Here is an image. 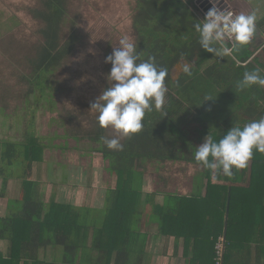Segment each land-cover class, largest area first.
I'll return each mask as SVG.
<instances>
[{
    "label": "trees",
    "instance_id": "trees-1",
    "mask_svg": "<svg viewBox=\"0 0 264 264\" xmlns=\"http://www.w3.org/2000/svg\"><path fill=\"white\" fill-rule=\"evenodd\" d=\"M135 1L132 26L141 58L155 57L158 66L167 69L163 110L146 113L142 132L122 139V151L105 146L101 137L109 138L107 129L99 126L97 118L93 121V129L87 132V138L96 144L91 151L101 154L105 170L116 176L115 188L107 190L101 210L41 199L31 173L33 164L41 162L45 145L31 135L22 142L3 143L0 160L10 167L23 158L24 170L19 176V196L8 199L7 213L0 217V240L8 242V254L0 256V264H41L39 253L49 247L62 250L60 264H75L84 245L87 218L103 221L99 227L91 225L95 264H110L113 254V264H141L146 236L136 225L151 202L148 195L141 199L144 171L164 168L167 173L165 165L175 162L199 165L186 128L190 123L197 126L198 140L209 134L219 140L234 125L264 117V88L240 91L235 87L245 71L264 69V47L253 56L248 45L238 53L239 63L230 57H215L199 46L194 26L204 18L197 17L187 0ZM39 2V8L29 11L42 28L32 57L27 59L31 78L27 94L33 93L36 103L44 101L53 108L57 90L53 75L73 51L75 39L64 30L66 0ZM181 60L193 74L189 77L182 70L173 80L171 70ZM205 97L213 100L204 101ZM80 131L73 127L64 130L75 139ZM201 167L189 195L167 191L163 206L152 208L159 233L182 239L186 264H214L219 238L224 244L223 264H264V154L254 153L248 166L233 170L230 177L213 179ZM166 177L163 180L169 186ZM9 179L0 168V198L5 197Z\"/></svg>",
    "mask_w": 264,
    "mask_h": 264
},
{
    "label": "rangeland",
    "instance_id": "rangeland-1",
    "mask_svg": "<svg viewBox=\"0 0 264 264\" xmlns=\"http://www.w3.org/2000/svg\"><path fill=\"white\" fill-rule=\"evenodd\" d=\"M39 1L0 0V153L3 143L22 142L30 135L45 145L41 162L32 166V171L37 166L38 170L35 174L31 173V179L43 177L44 184L42 182L38 189L41 199H45L50 190L45 180L53 177L52 173L58 171L59 164L74 167L77 174L72 182L79 188L89 183L93 176L100 178V172L105 170L107 164L101 154L91 151L96 144L87 138V132L93 129L92 123L98 116L90 108L109 86L107 76L111 64L105 63V59L112 54L113 47L118 46L123 36L136 43L132 26L136 1L66 0L67 23L64 30L66 36L70 32L74 35L75 45L54 72L57 90L53 94L56 103L53 108L44 101L36 103L33 93L27 94V82L31 79L27 59L32 57V47L40 39L38 31L42 28V23L34 19L29 11L39 8ZM207 3L212 5L211 0ZM186 64L189 65L181 60L173 67V80ZM66 113L73 115L74 119ZM70 127L81 129L76 139L66 136L64 130ZM196 127L190 123L186 128L190 139L198 147L205 137L198 140ZM106 133L109 138L116 135L112 129H107ZM165 166L171 180L168 191L179 195L191 192L194 177L202 171L200 165L183 162L167 163ZM0 168L10 175L12 181L19 180L24 170L23 158L10 167L0 160ZM108 175L105 171L103 179L113 184L114 175L111 179ZM7 185L4 198H17L19 181L12 183L9 190Z\"/></svg>",
    "mask_w": 264,
    "mask_h": 264
},
{
    "label": "clouds",
    "instance_id": "clouds-1",
    "mask_svg": "<svg viewBox=\"0 0 264 264\" xmlns=\"http://www.w3.org/2000/svg\"><path fill=\"white\" fill-rule=\"evenodd\" d=\"M212 8L204 20L196 22L194 31L198 43L205 52L215 57L226 58L239 63L238 53L246 48L256 35L257 23L264 17V0H249V13H234L227 7H217L220 0H211ZM105 63L111 64L107 76L109 86L92 103L90 111L98 113L97 121L102 129H112V138L101 137L105 146L114 151H122V139L142 132L146 113L161 111L165 105L168 87L165 83L167 69L161 68L155 57L141 58L137 44L128 36H123L118 46ZM185 75L191 77L189 65L183 66ZM264 69L257 67L245 71L235 87L244 91L257 86L264 88ZM213 100L205 97L204 101ZM254 153L264 154V117L231 127L216 140L210 134L204 142L195 147L194 160L209 170L213 179L230 177L233 170L244 169Z\"/></svg>",
    "mask_w": 264,
    "mask_h": 264
},
{
    "label": "crops",
    "instance_id": "crops-1",
    "mask_svg": "<svg viewBox=\"0 0 264 264\" xmlns=\"http://www.w3.org/2000/svg\"><path fill=\"white\" fill-rule=\"evenodd\" d=\"M194 0H187L188 4L193 7ZM259 2V0H258ZM195 3V2H194ZM219 8H228L234 13H249L252 9L249 4V0H220L217 5ZM264 10V5H262ZM264 47V17H261L257 23L256 35L253 38L249 49L253 53V56ZM36 164V163H34ZM38 164V163H37ZM58 168V167H57ZM166 168V167H165ZM33 169V167H32ZM34 167V174L37 172ZM58 171H53V177L45 180L47 185L50 187L48 194H46L45 201L54 200L57 203L69 204L76 207H82L83 209L93 211L101 210L104 208V201L107 190L115 188L116 176L114 175V183L111 184L110 180L103 179V174L106 170L100 172V178L92 177L89 183L81 186L80 188L72 182L73 178H76V174L73 166H67L59 164ZM107 172V171H106ZM108 173V172H107ZM109 174V173H108ZM166 170L164 168L154 169L150 171L147 169L142 174V185H141V199L144 200L145 196L148 195L151 199L150 204L147 206V212L136 225V229L140 233L146 236V243L141 264H186L183 257V241L182 239H174L169 236H163L159 233V226L157 217L153 218L152 208L154 206H163L167 199L166 194L168 193L167 183H164L166 177ZM95 175V174H94ZM41 177V176H40ZM111 175H108L110 178ZM43 177L31 180L41 186ZM167 182L171 183L169 177H166ZM7 190L9 186L16 181H19V190L21 188V181H12L11 178L8 180ZM46 185V186H47ZM9 188V189H8ZM47 192V190H46ZM165 192V193H164ZM185 194V195H189ZM179 195V194H177ZM12 198H0V217H3L7 213V201ZM88 225L87 233L85 235L84 245H82L78 251V256L75 264H95L97 252L91 247L92 240L94 238V229L91 225L96 224L98 227L102 225L101 219L87 218L84 221ZM8 254V242L0 240V256L6 257ZM114 255L110 264H113ZM39 261L42 263H53L60 264L62 262V250L60 248H46L41 250L39 253ZM23 264V263H21ZM32 264V263H28Z\"/></svg>",
    "mask_w": 264,
    "mask_h": 264
},
{
    "label": "built area",
    "instance_id": "built-area-1",
    "mask_svg": "<svg viewBox=\"0 0 264 264\" xmlns=\"http://www.w3.org/2000/svg\"><path fill=\"white\" fill-rule=\"evenodd\" d=\"M212 8V5L207 3V0H196L194 3V7H192L193 12L199 18H205L206 13ZM232 11V10H230ZM233 12V11H232ZM223 252H224V244L222 238H219L215 245V258L214 264H223Z\"/></svg>",
    "mask_w": 264,
    "mask_h": 264
},
{
    "label": "water",
    "instance_id": "water-1",
    "mask_svg": "<svg viewBox=\"0 0 264 264\" xmlns=\"http://www.w3.org/2000/svg\"><path fill=\"white\" fill-rule=\"evenodd\" d=\"M226 219H227V214L225 215V225H224V232H223V237L225 236Z\"/></svg>",
    "mask_w": 264,
    "mask_h": 264
},
{
    "label": "bare ground",
    "instance_id": "bare-ground-1",
    "mask_svg": "<svg viewBox=\"0 0 264 264\" xmlns=\"http://www.w3.org/2000/svg\"><path fill=\"white\" fill-rule=\"evenodd\" d=\"M198 1V0H197Z\"/></svg>",
    "mask_w": 264,
    "mask_h": 264
}]
</instances>
